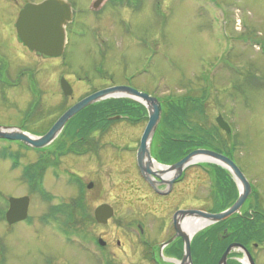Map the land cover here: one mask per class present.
Segmentation results:
<instances>
[{
  "label": "rangeland",
  "instance_id": "374dc122",
  "mask_svg": "<svg viewBox=\"0 0 264 264\" xmlns=\"http://www.w3.org/2000/svg\"><path fill=\"white\" fill-rule=\"evenodd\" d=\"M158 1L161 6L158 9L143 7L141 12L132 11L129 15L108 7L103 18L112 20V29L105 30L103 25L101 29L110 38L107 47L116 48L118 54H111L113 57L106 62L100 53L105 47L97 44L101 29L77 23L62 58L52 59V69L56 71L52 72L73 76L69 79L76 98L96 87L93 83L99 75L104 83H111L123 79V75L132 77L136 73L142 75V88L165 101L177 100L179 105L183 96L189 95L192 104L184 121L195 129L190 137L198 135L200 129L205 134L212 130L219 135L215 121L219 116L222 118L230 127L229 146L236 154L237 168L246 180L256 182L262 201L259 210L264 214V0ZM87 18L84 15L78 20ZM118 36L121 43L116 41ZM103 67L107 68L104 72ZM76 78L85 83H76ZM52 93L60 94V91L54 87ZM57 106L53 109L47 105L35 121H49L51 109V119H54L59 111ZM22 111L14 109L8 113L15 114L13 117L0 118V121L18 126ZM81 120V116L73 117L64 134L72 133ZM181 134L185 138L186 133ZM95 140L98 141L97 136ZM56 142H60L58 137ZM56 142L46 148L54 150ZM98 142L97 156L66 157L57 166L52 160L43 187L51 195L46 206L64 203L62 207H67L79 197L80 184L83 185L82 195L90 217L101 204L113 208L114 216L108 224L85 222L86 227L78 234H65L63 218L40 221L41 212L47 209L35 198L29 209L31 225L18 224L8 231L0 224V259L9 264H105L109 259L111 264H145L144 255H154L159 264H166L170 252L161 251L160 246L172 234L171 209L161 213L156 202L144 201L147 191L138 183L130 162L125 161L131 158L129 148L135 138H130L123 126L122 130L114 127ZM11 151L12 148H0V155L13 163V156L8 154ZM6 164L1 162L0 166ZM5 168L4 173L0 172V193L11 180ZM199 171L198 167L189 168L184 182L173 186L169 196L174 203L172 211L204 212L207 184ZM88 183L93 184L91 190L86 189ZM209 185L212 190V184ZM198 233L191 259L197 257L204 259L205 264H217L222 251L214 252L208 239L205 241L204 231ZM99 238L106 242V248L97 246ZM179 247L178 241L169 245L170 250ZM252 252L255 264H264V245L253 248ZM195 263L201 264L198 260Z\"/></svg>",
  "mask_w": 264,
  "mask_h": 264
},
{
  "label": "flooded vegetation",
  "instance_id": "af4514ba",
  "mask_svg": "<svg viewBox=\"0 0 264 264\" xmlns=\"http://www.w3.org/2000/svg\"><path fill=\"white\" fill-rule=\"evenodd\" d=\"M45 1L47 0H0V118L9 119L7 118L9 116L8 114L9 112L14 111V109H19V110L23 109V111L21 112L22 119L20 125L13 126L7 121H0L3 122L0 123V127L20 130L21 132L33 138H40L42 136H45V134L50 130V128L55 124V122L74 104L90 96L94 92H98L104 89L114 88V87H125L133 91H136L139 94H145L151 98L156 99L160 104L162 110L161 120H163L166 101L164 99H161L157 94L153 93L152 91H147L144 88H142L141 85H143V83L141 79L142 78L141 74L136 73L132 75V77L129 76L127 77V75H123L125 76L123 79H119L118 81L111 83H107V82L104 83L105 80L103 81V79H101L100 78L101 76L99 75L98 79H95L93 83L96 87H91L89 91L84 92V94L76 98L75 90L70 82L71 79H69V78H73V76H68L66 74L63 75L61 71L57 73H53L52 71L54 72L56 71L55 69H52V64H51L52 59L62 58L64 54V50L67 47L69 35L73 33V30L75 29V25H77V23L79 24L81 23V25H94L100 29L101 26L103 25L104 26L103 29L109 31L112 29V20L105 19V17L103 18V16L107 13L108 7L110 8L112 7V10L121 12L124 15H129V13L132 11L141 12L143 7H151V8L157 7L158 9V7H161L159 5L160 4L159 1L158 0H58V2H62V3H60V5L58 4L57 6L70 7L71 8L70 12H72V16L70 23H68L65 27L66 44L63 53H61L60 57H56V58L46 57L34 51L29 50L20 41L16 31V21L21 9L25 7L27 4L38 5ZM9 13L10 15H12V17L13 14H15V16L11 18L8 15ZM84 15L88 16L89 18L82 19L79 21L78 18ZM121 21L123 22V20H120L119 22ZM102 31L103 30L101 29V38H97L99 39L97 44H100L99 47H105L104 50H100V53L103 56L102 57L104 60L103 62H106L109 61V58L113 57L110 56L111 54H118V51H115L117 50L116 48L112 49L107 47L108 40H110V38H108V36L105 35L106 34L105 31H103V33ZM102 37H106V39H103ZM112 37H114V34H112ZM104 40H107V43ZM116 41L121 43L120 36L117 37ZM153 42L155 43V46H157V41L154 40ZM103 68H102L103 72L106 71L107 68L105 67ZM102 77H104V75ZM62 80H65L69 85L72 91L71 95L69 96L63 95L64 93L61 88ZM75 80L76 83H80V82L85 83L79 78H76ZM52 81H53V85H52ZM54 87L60 91V94L52 93V88ZM157 87L158 86H155V88ZM188 96L184 95L183 97L188 98ZM105 101H124L123 104L125 107V114L112 115L105 118L103 124H105L106 126L103 127L107 128L106 134H110L114 127H119L122 130L124 126L127 135L130 138H135V142H132V148H129L130 149L129 151H132L130 152L131 158H128L125 161L130 162L131 168L134 169V171H136L137 173L136 179L138 183L143 187V190L147 191L148 195L144 196V201L149 202L151 204L156 202L157 208H159L161 213L166 211L167 209L168 210L171 209L170 222H171L172 234L171 237L167 239L165 242L170 240L175 234L173 229L172 217L174 213L178 211V210L172 211L174 203H173V199H170L169 196L175 184L184 182L185 172L189 168L194 169L195 167H198L200 170L199 173L203 174L205 177V184H207L206 186L207 191L205 197L207 196V198L206 200H203L206 206L205 210L203 211L206 213L217 214L223 212V210L226 211V209H229L239 198V196L243 193V188L241 184L236 179H234L233 175L228 171V169L224 166H218L211 159L204 164L194 163L191 166H188L187 168L182 170L183 172L181 177L178 180L174 181L167 195L163 194L167 190L166 186L160 185L159 181L154 177H152V179L156 184L155 187L153 188L146 181L143 175L139 173L140 171L138 169L137 157H136L141 135L148 122V113L146 111L147 109L145 107L143 100L137 96L129 95L127 97H122V98H110ZM105 101L103 100L104 103ZM99 103L101 102H97L87 107L86 109L93 108L95 105ZM172 103L176 104L175 101H172ZM2 105L5 106L4 108H6L7 115L5 114V110L2 108ZM47 105L50 107L52 106L53 109H55V107L58 105L57 107L59 111L56 114L55 118L51 119V114H50L52 110L51 109L48 112V116L50 119L49 121L43 122L44 119H39L38 121H35V117L37 115H40L41 112L45 110V107ZM14 115L9 117H13ZM117 116L118 117L120 116L119 117L120 119L118 118V120L117 119L112 120V118ZM121 116L123 118H121ZM69 122L65 124L60 134L57 135V137L60 139V142H56V139L54 140V142H56V145L61 147L60 149L56 147L54 148V150H52L46 148L47 147L46 146L41 150H31L25 148L24 145L21 144L20 142L0 139V148L1 149L12 148V151L8 152V154L13 156L12 159L13 163H11L8 159H6V157L4 158L3 156L0 155V157L2 158V161L0 158V163L1 162L4 164L7 163L6 165H8V166H0V172L4 173L3 172L4 167H6L5 168L7 170L6 173L8 174L10 173L11 175V180H8V185H5V187L8 186L10 188L3 187V189H1L3 192L0 193V197L2 198V201L4 203V206L0 207V224L5 225L8 231L14 229L15 226L18 224H22L26 222L28 225L32 224V221L30 219L29 209L32 200L35 198H37L38 201H41L42 205L43 206L45 205L47 209L46 211L41 212L39 217L40 221L42 220V222H45L46 219H49L51 217H54L56 219L63 218L61 220L63 222L62 224H64V228H63L64 232L67 230L66 220H64L66 209L62 207V204L64 205V203H59L58 206L57 205L46 206L48 203V197H50L51 195L44 190L43 185L45 178L48 175L50 162L53 160L52 163H55L57 166L60 165L62 160H65L66 157L82 159L83 157H87V156H97L99 152L98 149L96 153H87V154H82L80 156H76L71 153L68 154L67 146H66L68 144L67 141L68 137L67 134L66 135L64 134V131ZM123 123H125V125H123ZM161 123L159 124L158 129L156 130L153 136V140L151 141L152 143L149 151L151 154V159L153 162H155V164L163 167L172 166L176 162L180 161V159H182L183 157L199 149L196 147H192L190 149L180 148L178 146L179 143L176 142L185 140V138L180 137V131L183 132L184 128L178 130L177 125H175L174 128L172 129V133L163 134V132L161 131L162 129L160 128ZM39 125L41 126V128H37ZM185 127L186 129H189V131L195 130L190 125H187ZM217 129L216 130L218 131L219 135L214 134L213 131L211 130L205 136V142L207 146H205V148L202 147L200 149L217 153L220 156L229 159L232 163L236 165L235 163L236 154L235 152H231V148L229 146V139L231 137V132L223 131L220 128ZM98 133L100 132L96 130V132L92 136L94 138L97 136L98 141H100L101 136ZM190 133L192 134V132H188V133L186 132L184 136H186L189 141L194 142L192 145L200 144L198 142L195 143L196 139H194L192 136L190 137ZM156 136L169 139V141H171V143L173 144V147L163 146L164 145L163 140L160 141L159 145L156 144L157 142ZM99 144L100 143L98 142V145ZM46 149H48V151L44 152ZM34 152H38V153L36 154ZM31 153L34 154L32 155ZM174 155L175 156L183 155V156L180 159L178 158V159H174L173 161H169L170 156H174ZM154 172L159 173V171L158 172L154 171ZM167 174L169 173H166L163 176H161L162 180L168 181L165 180L164 178V176H166ZM246 181L249 185V192L247 198H245L246 200L244 204L239 209V211L233 214L232 216H230L224 222H222L220 224L222 225L221 228L220 227L213 228V226H209L208 228L204 229L203 234L209 236L207 242L209 246H212L214 248V252L215 251L221 252L222 250L221 252L222 254L228 246L232 244H237L243 246L253 259L252 249L253 248L256 249L257 247H262L264 245L262 244V239L264 238V214L259 210L260 205H262L261 204L262 201L258 191L255 188L256 182L255 181L250 182L248 180ZM209 183L212 184L213 187L212 190H214V192H212ZM80 188L83 190V185L80 184ZM18 190H20L19 193L17 192ZM11 198L14 199L27 198V202H28L27 218L22 222L15 223L13 225H8L5 219V215L7 209L9 208L8 199ZM79 230H81V228H79ZM140 234L142 235L141 229H140ZM212 237H214L213 239L215 241L214 243H212ZM99 240H102L104 242V246L102 247L106 248L105 247L107 246L106 242L101 238H99ZM174 241L179 242L180 244L179 249L170 250L169 245L171 243L162 249L163 252L164 251H167V253L170 252V255H168L167 257L169 259H165L164 263L166 264H175L176 261L181 260L183 256L182 240L177 238ZM116 245L117 247H120L121 244L119 241H117ZM191 245L192 247H194L195 241L194 242L192 241ZM2 250H3V246H2ZM239 253L240 251L233 250L231 255H229L228 257L227 264H234V263L240 264L238 258L239 257L242 258V255H240ZM214 258L215 256L213 255L212 257L213 262H215ZM197 260L201 264H205L206 262L204 261V259L201 261L196 257V260L193 259L194 264H196L195 262ZM144 263L159 264L154 255L152 257H149L148 255H144ZM0 264H9V263L7 262V260L1 258ZM105 264H111V260L110 259L107 260Z\"/></svg>",
  "mask_w": 264,
  "mask_h": 264
},
{
  "label": "water",
  "instance_id": "95a60500",
  "mask_svg": "<svg viewBox=\"0 0 264 264\" xmlns=\"http://www.w3.org/2000/svg\"><path fill=\"white\" fill-rule=\"evenodd\" d=\"M62 2L58 0H47L38 5L27 4L21 9L16 21V31L20 41L31 51H34L40 55L46 57H60L63 53L66 43L65 27L71 21L72 12L70 7H61ZM61 88L63 95H71V89L65 80L61 81ZM134 95L141 98L145 104L146 111L148 113V122L144 128V131L140 138L139 147L137 149V165L139 173L143 175L146 181L154 188L155 184L152 177L159 181L160 185H164L167 188V192L170 191L174 181L178 180L182 175V170L192 165L194 158H204L205 161L210 159L218 166H224L233 175L243 188V193L239 196L238 200L227 211H223L219 214H208L200 211H179L173 216V226L175 230L174 237L161 246V249L168 246L172 241L180 238L183 242V256L179 263L175 264H192L190 254L191 238L183 233L182 222L190 218H197L205 220L208 224H217L225 221L233 214L237 213L245 202V198L248 196L249 185L239 171V169L227 158L220 156L207 150H196L169 167L165 168L159 173H155L152 170L155 162L151 159L150 147L153 136L157 130L161 120V107L159 102L145 94H139L136 91L125 87H114L104 89L98 92H94L90 96L82 99L78 103L70 107L50 128V130L40 138H33L20 130L0 127V139L21 142L24 147L31 149H43L50 145L60 134L65 124L69 122L74 116L86 109L87 107L101 101H105L110 98H120ZM119 117H114L118 119ZM219 128L228 131L227 125H225L221 118L216 120ZM166 173H172V178L168 181L162 180L161 176ZM92 184L87 185V189L92 188ZM166 194V193H165ZM9 208L7 209L5 219L8 225H13L18 222H22L27 218V198L22 199H8ZM113 216V209L106 205H100L94 211V219L97 224L106 225L110 217ZM98 244L102 247L104 242L98 241ZM233 248H239L243 251L247 258L248 264H254L251 256L245 251V249L237 244L230 245L222 254L218 264H226L227 256Z\"/></svg>",
  "mask_w": 264,
  "mask_h": 264
},
{
  "label": "trees",
  "instance_id": "16d2710c",
  "mask_svg": "<svg viewBox=\"0 0 264 264\" xmlns=\"http://www.w3.org/2000/svg\"><path fill=\"white\" fill-rule=\"evenodd\" d=\"M182 102L179 105L173 104L171 101L166 100V106L164 109V117L160 128L163 134L172 133V129L175 125H177L178 130L184 128V131H180V137H183V134L186 132H193L186 129L185 126L189 125L188 122L184 121L187 118V108L192 104L189 99H181ZM124 101H105L95 105L93 108H88L82 111L78 116H81L82 120L80 124L76 128L73 129L72 133L67 134V153L74 154L76 156H80L82 154L87 153H96L99 149L98 141L96 142L95 138L92 136L96 130L100 133V136L106 134L107 128L103 124L105 118L112 115H123L125 114ZM192 108V107H191ZM190 108V109H191ZM193 111V109H191ZM102 126V127H101ZM194 130V129H193ZM198 135L193 137L196 139L195 143L188 140L185 136V140L178 141V146L180 148L190 149L192 147L196 148H205V133L203 130H197ZM196 131V132H197ZM164 141V145L166 147H173V144L167 138H161L160 136H156V144L159 145L160 141ZM176 146V145H175ZM58 149L61 147L56 145ZM183 155L179 156H170L169 161H173L174 159H180ZM82 190V189H81ZM66 209L65 220L67 227L72 231H77L79 228L84 229L83 227L86 224L95 225V222L92 217L86 212V206L83 199L82 192L79 194L74 201L70 202L67 207H63ZM81 231V230H80ZM249 239V238H248Z\"/></svg>",
  "mask_w": 264,
  "mask_h": 264
},
{
  "label": "bare ground",
  "instance_id": "6f19581e",
  "mask_svg": "<svg viewBox=\"0 0 264 264\" xmlns=\"http://www.w3.org/2000/svg\"><path fill=\"white\" fill-rule=\"evenodd\" d=\"M203 162L205 161L204 158H194L193 159V163H199V162ZM152 169L156 172H160V170H164V168L159 167L157 164H153ZM165 180H169L172 178V173L167 174L166 176H164ZM207 222L205 220L202 219H197V218H190V219H186L184 220V222H182V229H183V233H185L188 237H193L197 231H199L200 229H202L204 226H206ZM244 264H246V262L244 261Z\"/></svg>",
  "mask_w": 264,
  "mask_h": 264
}]
</instances>
